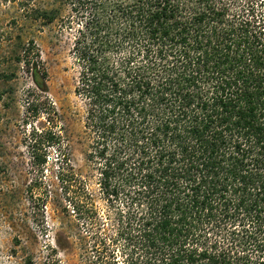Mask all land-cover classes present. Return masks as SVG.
Segmentation results:
<instances>
[{"label":"trees","instance_id":"obj_1","mask_svg":"<svg viewBox=\"0 0 264 264\" xmlns=\"http://www.w3.org/2000/svg\"><path fill=\"white\" fill-rule=\"evenodd\" d=\"M63 1L69 16L37 18L75 33L85 158L107 208L71 165L47 99L50 128L28 144L37 166L60 152L69 248L83 264H264V12L252 0ZM38 48L20 39L8 58L47 94Z\"/></svg>","mask_w":264,"mask_h":264},{"label":"rangeland","instance_id":"obj_2","mask_svg":"<svg viewBox=\"0 0 264 264\" xmlns=\"http://www.w3.org/2000/svg\"><path fill=\"white\" fill-rule=\"evenodd\" d=\"M264 12V0H252ZM61 8L63 0H0V264H83L71 240L70 191L58 180L60 152L54 146L43 166L36 165L28 144L31 131L48 129L42 104L50 100L56 110V130L65 139L71 165L83 176L103 213L97 173L86 161L89 139L84 128L85 104L75 94L78 66L72 48L75 33L59 19L45 24L37 10ZM34 40L48 73V93L38 91L26 67L9 59L11 45ZM15 75L5 82L2 75ZM38 105L32 111L27 107ZM41 108V110H40ZM67 208H69L67 212ZM61 248V249H60Z\"/></svg>","mask_w":264,"mask_h":264}]
</instances>
